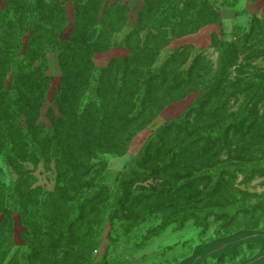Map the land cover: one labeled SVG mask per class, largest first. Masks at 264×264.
Segmentation results:
<instances>
[{
  "label": "trees",
  "instance_id": "16d2710c",
  "mask_svg": "<svg viewBox=\"0 0 264 264\" xmlns=\"http://www.w3.org/2000/svg\"><path fill=\"white\" fill-rule=\"evenodd\" d=\"M182 4L145 0L127 52L98 65L95 54L125 24L120 1L72 0L63 36L65 0H0V264H22L12 252L15 210L28 264L70 255L94 264L108 224L127 236L148 224L139 246L188 226L205 242L260 228L264 189L248 185L264 186V46L222 39L213 62L189 46L165 50L196 23L184 14L194 7L198 17L197 0ZM89 18L98 29L85 28ZM253 20L255 33L261 19ZM48 52L58 53L61 70L51 97ZM188 93L196 96L183 113L153 123ZM148 125L141 146L111 169L108 158L124 156ZM42 173L50 188L38 182ZM259 246L242 243L199 264H238Z\"/></svg>",
  "mask_w": 264,
  "mask_h": 264
},
{
  "label": "rangeland",
  "instance_id": "374dc122",
  "mask_svg": "<svg viewBox=\"0 0 264 264\" xmlns=\"http://www.w3.org/2000/svg\"><path fill=\"white\" fill-rule=\"evenodd\" d=\"M62 1V0H61ZM64 1V0H63ZM127 9V18L125 24L118 31L114 30L113 45L106 52L95 54L94 62L98 65H106L111 58H116L124 55L127 50L125 48V36L131 26L135 24L138 11L145 6V0H118ZM185 0H175L178 3L177 7L183 6ZM68 12L69 23L65 25L63 36H65L72 28L71 22L74 18L72 9V0H65ZM195 8H199L198 19L192 14L194 7L184 14V18L192 17V23L185 29H182V34L172 37L163 48L171 50L172 48H180L181 46H189L190 51L203 52L204 55L213 62L217 55L216 45L220 40H233L235 37L240 38L244 43L255 45L257 48L264 46V0H197ZM103 14L100 9L99 15ZM219 18L220 22H213L214 18ZM254 17L261 19V26L255 25V33L251 26L254 24ZM99 20L89 18L86 20L85 28L98 29ZM107 26H105L106 28ZM250 32L249 37L245 40L244 35ZM144 33V32H143ZM252 34V35H251ZM27 36L23 39L26 40ZM49 69L48 74L52 76L51 85L48 91V97L52 96L54 88L57 87L61 70L58 62L57 52L47 53ZM255 63H263L261 59H257ZM196 93H188L186 97L175 101L165 106L155 117L153 123H159L162 120H167L180 115L185 111L188 105L194 100ZM45 109V108H44ZM43 109L41 119L47 121ZM152 123V124H153ZM151 125L141 130L133 138L127 153L122 157H109V167L113 170L118 169L126 160V158L135 152L143 143L144 139L150 132ZM35 174L38 176V171ZM49 175L47 172L45 173ZM43 173L39 175V183H46L44 187L50 188L52 181L46 178ZM249 188L257 192H261L264 186L259 185V179H254L249 183ZM255 186V187H253ZM259 221L257 229H240L236 235L232 237L215 238L210 241H203L196 236V230L188 226L180 231L168 230L160 236L146 239V243L142 246L137 245L142 238L140 233H145L147 226H141L140 232H134L129 236L123 233L120 226H105L104 234L101 239L100 247L92 249L94 264H199L205 257L214 258L223 251L231 250L236 247L237 243L252 242L260 243L258 249L243 259L238 264H264V214ZM14 219V245L12 252L22 262L28 264L27 253L28 249L20 238V218L18 212H13ZM211 231L210 233H212ZM191 239L187 244H175L179 241ZM241 243V244H242ZM174 244V248L167 249V255L161 252L165 245ZM61 252V251H60ZM87 251L82 250L78 255L83 259ZM185 255L184 257H181ZM55 258L54 260L60 258ZM64 257V256H63ZM181 257V258H180ZM61 262L48 264H77L79 259L76 256L70 255ZM177 259V260H176Z\"/></svg>",
  "mask_w": 264,
  "mask_h": 264
},
{
  "label": "crops",
  "instance_id": "0c3cea01",
  "mask_svg": "<svg viewBox=\"0 0 264 264\" xmlns=\"http://www.w3.org/2000/svg\"><path fill=\"white\" fill-rule=\"evenodd\" d=\"M238 232H241V231H236V232H234L233 234H230V235H227V236H225V237H232L233 235H236ZM242 243V241H240L239 243H237V245H236V247H238L239 246V244H241ZM236 247H234L233 249H231V250H227V251H223V252H232ZM222 253V252H221Z\"/></svg>",
  "mask_w": 264,
  "mask_h": 264
}]
</instances>
